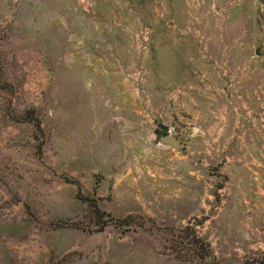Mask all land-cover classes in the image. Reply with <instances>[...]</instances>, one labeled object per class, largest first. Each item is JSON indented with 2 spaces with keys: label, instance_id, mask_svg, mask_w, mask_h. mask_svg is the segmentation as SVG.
Wrapping results in <instances>:
<instances>
[{
  "label": "rangeland",
  "instance_id": "374dc122",
  "mask_svg": "<svg viewBox=\"0 0 264 264\" xmlns=\"http://www.w3.org/2000/svg\"><path fill=\"white\" fill-rule=\"evenodd\" d=\"M211 101L264 135V1L0 0V264H264V136L184 156Z\"/></svg>",
  "mask_w": 264,
  "mask_h": 264
},
{
  "label": "crops",
  "instance_id": "0c3cea01",
  "mask_svg": "<svg viewBox=\"0 0 264 264\" xmlns=\"http://www.w3.org/2000/svg\"><path fill=\"white\" fill-rule=\"evenodd\" d=\"M105 10L108 11L110 9V5L108 2L104 3ZM213 36V35H212ZM215 40L208 39L206 43L202 46H198L199 49H196L200 53L199 56V64L198 67H202L204 71L208 74L209 79H211L212 83L216 85L218 83L217 74L215 72V67L217 61H219L221 55V48L219 45L214 43ZM234 50L231 53L236 55L239 52L238 44L235 46L233 44ZM202 48V49H201ZM242 52H246L242 50ZM241 52L237 54L239 57L244 55ZM218 59V60H217ZM242 61L241 67H246L247 63L252 62L249 56L245 55ZM238 93H240V97L246 93L244 90H239V87L236 89ZM236 91V92H237ZM190 91L189 93H192ZM216 92V91H215ZM214 94V93H213ZM217 92L214 94L216 95ZM245 97V96H244ZM212 105V107H210ZM220 112L215 107V102H207L205 105V115L201 116L199 119L201 129L198 130L196 136L189 137L190 140L188 141V153L184 155L185 157L191 158V150L197 153V157L199 159H206L209 155H219V152L222 153L223 159H226L225 163L228 165H233V167H228L229 170H235L238 173L242 172H254L256 169V160L254 159L256 148L261 146L260 138L263 136L260 133H257L255 129L256 127L246 129L240 128L238 131L231 130L229 127L223 125L222 127H218L219 124V115ZM254 123H259V119L252 118ZM259 130V129H258ZM260 131V130H259ZM261 131L264 133V125L261 128ZM225 137V138H224ZM224 139V140H223ZM235 140V143H234ZM180 141V140H179ZM225 142V143H224ZM237 149H240V154L234 155L232 153L233 146ZM180 146V145H179ZM222 148V149H221ZM221 150V151H219ZM231 152H229V151ZM219 151V152H218ZM259 165L260 163L257 162ZM261 166V165H260ZM264 171V166H262Z\"/></svg>",
  "mask_w": 264,
  "mask_h": 264
},
{
  "label": "trees",
  "instance_id": "16d2710c",
  "mask_svg": "<svg viewBox=\"0 0 264 264\" xmlns=\"http://www.w3.org/2000/svg\"><path fill=\"white\" fill-rule=\"evenodd\" d=\"M264 1V0H262ZM87 201H89L90 203L92 202L90 198L86 199ZM107 217V221L109 220H113L115 222V224H117L118 226H123V225H131L133 223L138 222L137 221V217L135 215L129 214L124 218H113L110 214H106ZM106 220V219H105Z\"/></svg>",
  "mask_w": 264,
  "mask_h": 264
},
{
  "label": "water",
  "instance_id": "95a60500",
  "mask_svg": "<svg viewBox=\"0 0 264 264\" xmlns=\"http://www.w3.org/2000/svg\"><path fill=\"white\" fill-rule=\"evenodd\" d=\"M256 54L259 53V49L257 48L255 51ZM160 141L164 144H169L174 148H178L180 145V141L176 135L164 134L160 136ZM109 187H105L104 191L107 192Z\"/></svg>",
  "mask_w": 264,
  "mask_h": 264
},
{
  "label": "built area",
  "instance_id": "2783aa9c",
  "mask_svg": "<svg viewBox=\"0 0 264 264\" xmlns=\"http://www.w3.org/2000/svg\"><path fill=\"white\" fill-rule=\"evenodd\" d=\"M87 5H88V6H89V8H90V7H92V6H93V2H89V1H88Z\"/></svg>",
  "mask_w": 264,
  "mask_h": 264
}]
</instances>
